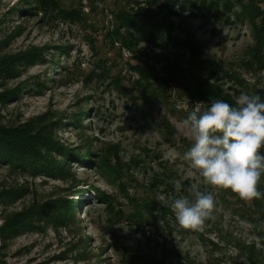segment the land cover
Here are the masks:
<instances>
[{
	"label": "rangeland",
	"instance_id": "1",
	"mask_svg": "<svg viewBox=\"0 0 264 264\" xmlns=\"http://www.w3.org/2000/svg\"><path fill=\"white\" fill-rule=\"evenodd\" d=\"M135 1L139 5L0 0L1 56L40 54L2 81L0 93L9 89L17 96L0 103V124L42 118L74 153L66 167L74 179L0 165V227L7 216L50 199L76 202L69 224L56 228L35 221L32 230L0 241L1 259L8 264H264L259 233L264 208L255 203L264 206V199L243 201L230 189L209 185L184 159L191 140L182 124L191 111L206 110L212 102L196 96L195 75L208 78L234 106L241 92L264 90V41L257 42L250 22L256 13L223 4L217 10L209 0ZM246 2L264 6V0ZM134 6L156 20L169 13L174 36L192 40L201 51L169 45L160 56L158 45L117 42L108 35L118 30L115 13ZM133 65L147 69L144 77ZM193 183L215 197L211 217L196 230L178 223L170 198L187 195ZM15 190L22 194L5 203L4 194ZM258 190L264 192V173Z\"/></svg>",
	"mask_w": 264,
	"mask_h": 264
},
{
	"label": "trees",
	"instance_id": "2",
	"mask_svg": "<svg viewBox=\"0 0 264 264\" xmlns=\"http://www.w3.org/2000/svg\"><path fill=\"white\" fill-rule=\"evenodd\" d=\"M126 1L131 3V0ZM171 1L179 2V0ZM201 1L206 3L208 0ZM209 2L217 10L219 4H223L225 9L239 6L244 13L254 11L256 14L250 16V22L253 24L257 35V42L264 41L263 5L247 4L246 0H209ZM134 3L139 5L135 0ZM182 8L185 9L184 6ZM169 15L167 13L162 19L156 20L143 8L136 7L135 9V6L119 8L115 13L118 30L109 32L108 35L111 37L115 35L117 42H124L128 47L132 43L138 44L139 41L163 47L162 53L156 54L160 56L167 54L166 47L169 45L174 46L177 50L187 47L194 53L201 51L199 46L192 40L186 39L182 41L174 36L172 28H170L172 27L171 21L168 22ZM257 17H259V24L256 22ZM122 28L126 29L125 33H122ZM38 55L40 54L31 51L23 55L1 56L0 52V85L6 77L15 76L20 72L21 68L19 69V65L20 67H26L28 64L34 63V56H37L36 59H40ZM133 67H136L137 71L144 77L147 71L146 68H140L135 65ZM193 81L197 83V91L199 92L196 96L199 99L208 101L223 99L226 102H232L229 97H223L221 90L215 84L209 83L208 78L205 79L201 75H195ZM16 96L14 91L5 89L0 93V103L4 104ZM260 97L264 100V90L260 92ZM83 114H85V111L81 108L79 115ZM79 115L76 120L79 121V127H82ZM54 130L55 128H50L48 124H44L42 118L32 119L18 126L0 124V165L6 164L14 170L21 169L31 175L45 173L53 178L59 177L63 180L70 178L72 175L69 172V168L66 169V167L70 165V158L73 157L74 153L68 151L67 148H63L64 146L54 138ZM262 147L259 151L261 155H264ZM53 152L61 155L62 159L58 160ZM21 194L18 190L6 192L4 194L7 198L5 203L14 202ZM255 203L257 206L259 204L260 207L262 205V208H264L261 200H255ZM75 210L76 202L72 199L54 198L34 205L26 211L9 215L2 227H0V241L11 240L24 230H32L35 227V221L52 224L56 228L67 225L73 220ZM259 233L264 238V232L261 231ZM1 255L0 252V264H8L1 259Z\"/></svg>",
	"mask_w": 264,
	"mask_h": 264
},
{
	"label": "clouds",
	"instance_id": "3",
	"mask_svg": "<svg viewBox=\"0 0 264 264\" xmlns=\"http://www.w3.org/2000/svg\"><path fill=\"white\" fill-rule=\"evenodd\" d=\"M191 140L184 159L209 185L230 189L241 200L264 199L258 183L264 173V100L258 94L241 92L235 106L215 99L210 107L195 109L182 121ZM180 193L181 184H174ZM187 195H172V211L185 229L201 228L210 218L215 197L193 183Z\"/></svg>",
	"mask_w": 264,
	"mask_h": 264
}]
</instances>
